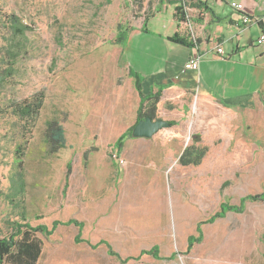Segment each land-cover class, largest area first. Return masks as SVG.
<instances>
[{
    "label": "rangeland",
    "instance_id": "obj_1",
    "mask_svg": "<svg viewBox=\"0 0 264 264\" xmlns=\"http://www.w3.org/2000/svg\"><path fill=\"white\" fill-rule=\"evenodd\" d=\"M169 3L0 0L1 232L23 225L21 214L47 229L64 222L50 234L29 233L26 240L40 243L31 264H264V200L250 198L264 194V117L257 112L189 100L184 118L156 133L168 140L151 147L157 159L167 157L168 180L154 191L134 186L132 196L105 187L99 170L79 160L98 146L126 165L115 142L127 131L112 145L106 132L124 130L135 114L127 41L145 15H156L145 26L165 30ZM119 25L127 33L122 44ZM37 94L43 102L36 120L19 119L13 104ZM52 117L65 129L66 146L48 154L42 134ZM192 143L207 148L201 163L181 166L178 154ZM221 203L232 209L210 222ZM68 219L81 221L82 229ZM155 246L158 257L139 255Z\"/></svg>",
    "mask_w": 264,
    "mask_h": 264
},
{
    "label": "crops",
    "instance_id": "obj_2",
    "mask_svg": "<svg viewBox=\"0 0 264 264\" xmlns=\"http://www.w3.org/2000/svg\"><path fill=\"white\" fill-rule=\"evenodd\" d=\"M173 2L170 0L168 8L174 11ZM232 2L242 3L243 10H236L231 4L219 0H208L205 10L191 9L192 13L200 15L199 20L177 22L171 11V21L165 30L155 32L147 25L144 30H136L133 36H129L127 60L131 70L141 78V93L160 90L156 115L164 114L161 116L163 119L176 123L184 118L188 101L196 99L199 103L214 101L229 112L254 111L264 117V43H256L264 23H245L242 20L245 14L264 18V0ZM155 16L149 17L147 24L156 19ZM175 34L189 44L171 41L169 38ZM217 47L224 49L225 56L217 53ZM195 53L200 56L198 68L185 69V62ZM130 78L129 90H134L136 100L134 118L122 127L124 130L106 132V136L110 135L108 143L111 145L119 133L128 131L137 120L140 95L136 91L134 77ZM176 132L173 134L177 135ZM157 136L134 138L131 134L125 137L122 147L115 148L126 161L123 166L98 146L82 151L79 160L86 169L96 167L99 170L101 176L107 179L103 184L105 187L115 186L122 193L134 196V186L140 185L152 191L164 188L168 180L164 166L167 157H158L161 163L157 166L156 154L160 152L158 149L151 150V147L166 145L168 140L160 141ZM184 148L182 146L180 153ZM70 163L72 172L73 162Z\"/></svg>",
    "mask_w": 264,
    "mask_h": 264
},
{
    "label": "trees",
    "instance_id": "obj_3",
    "mask_svg": "<svg viewBox=\"0 0 264 264\" xmlns=\"http://www.w3.org/2000/svg\"><path fill=\"white\" fill-rule=\"evenodd\" d=\"M133 2L137 3V5L142 6V0H132ZM174 11L173 17L178 21H184L187 23L192 20H199L200 15L198 13H192V8H198L200 10H205L206 2L201 0H174ZM151 15L144 17V25L148 18ZM142 29L144 30V27ZM120 29L118 31L117 42L123 43L127 40V33L125 29H121V25L118 26ZM171 41L178 42L184 45H188L189 42L184 39L183 37H179L178 34L173 35L169 38ZM130 74L134 77V84L136 91L140 95V103L137 107V121L143 119L145 116H150L152 119H156V105L160 99V90L157 92H148L146 94H142L141 89V78L136 73V71H132L130 68ZM43 98H41L40 94L33 95L28 99H23L20 102H16L13 104L12 109L13 112L18 116L19 119H29V121H35L38 117L39 109L42 107ZM170 126L174 124L173 121H167ZM132 127L128 129V131L117 138L115 144L120 149L123 144V140L126 136H131ZM65 130L63 125L56 119V117L49 118L44 123V129L42 134L43 142L47 148L46 152L48 154H54L58 150L65 148L66 146V139H65ZM206 146H197L196 144L192 143L185 146L182 153L178 156V162L181 166H188V165H199L203 158V155L206 152ZM20 158H16V166L20 165ZM71 163L70 161L67 163L66 166V173H65V180L68 179V175L71 173L70 171ZM249 198V197H248ZM251 199H258L264 200V194H256ZM219 211L215 213L213 217H210L209 221L211 222L216 217L223 216V213L232 209L231 206H227V204L221 203L219 207ZM21 219L24 222L22 225L19 222H15L8 234L2 233L0 228V264H4L11 259L13 261H22L23 259L28 264L34 262L39 254H40V243L37 241H28L26 237L29 235L30 232H41L44 234H50L52 230H54L59 224H64V222L60 221H53L52 228L47 229L46 226L40 224L32 226L26 222V217L21 214ZM66 223L75 224L82 229L83 223L81 221H77L76 219H68ZM25 227V230L22 228ZM78 229V230H79ZM198 232H200V228H198ZM20 237V238H18ZM106 243V242H105ZM192 244V238H189V245ZM108 245V244H107ZM110 249L109 246H107ZM110 253L115 254L110 249ZM147 254L151 255L152 257H158L157 246L149 249V250H141L139 255ZM118 257V255L116 256ZM130 258V257H128ZM132 259V258H131ZM134 259V258H133Z\"/></svg>",
    "mask_w": 264,
    "mask_h": 264
},
{
    "label": "built area",
    "instance_id": "obj_4",
    "mask_svg": "<svg viewBox=\"0 0 264 264\" xmlns=\"http://www.w3.org/2000/svg\"><path fill=\"white\" fill-rule=\"evenodd\" d=\"M201 1H205L207 2L208 0H201ZM220 2L222 3H229L232 5V8L236 9V10H243V4L242 3H233L232 0H219ZM242 20L243 22H263L264 23V18L263 17H250L248 16L247 14L243 15L242 16ZM256 43L258 44H263L264 43V28L261 30L259 36L257 37L256 39ZM216 51L218 54H220L221 56H225V51L222 47H217L216 48ZM199 59H200V56L199 54H193L190 56L189 59H187V61L185 62L184 64V68L185 69H196L198 68V65H199ZM119 163L122 164L123 161L122 160H119Z\"/></svg>",
    "mask_w": 264,
    "mask_h": 264
},
{
    "label": "water",
    "instance_id": "obj_5",
    "mask_svg": "<svg viewBox=\"0 0 264 264\" xmlns=\"http://www.w3.org/2000/svg\"><path fill=\"white\" fill-rule=\"evenodd\" d=\"M169 126L170 125L166 119L157 118L154 120L150 118V116H145L143 119L137 121L135 125H133L131 134L134 136V138L152 137L162 128H168Z\"/></svg>",
    "mask_w": 264,
    "mask_h": 264
},
{
    "label": "flooded vegetation",
    "instance_id": "obj_6",
    "mask_svg": "<svg viewBox=\"0 0 264 264\" xmlns=\"http://www.w3.org/2000/svg\"><path fill=\"white\" fill-rule=\"evenodd\" d=\"M157 119V118H156ZM155 120V119H154Z\"/></svg>",
    "mask_w": 264,
    "mask_h": 264
}]
</instances>
